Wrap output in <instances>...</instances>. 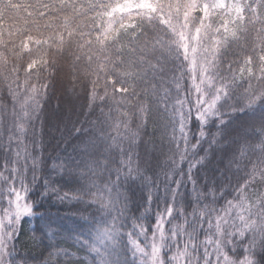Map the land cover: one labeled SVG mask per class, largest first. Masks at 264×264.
Masks as SVG:
<instances>
[{"label": "snow or ice", "instance_id": "1", "mask_svg": "<svg viewBox=\"0 0 264 264\" xmlns=\"http://www.w3.org/2000/svg\"><path fill=\"white\" fill-rule=\"evenodd\" d=\"M0 264H264V0H0Z\"/></svg>", "mask_w": 264, "mask_h": 264}, {"label": "trees", "instance_id": "2", "mask_svg": "<svg viewBox=\"0 0 264 264\" xmlns=\"http://www.w3.org/2000/svg\"><path fill=\"white\" fill-rule=\"evenodd\" d=\"M65 88H67V83H60L58 82L55 86H54V95L51 96V99L48 101V108H49V112L51 113L52 111L55 110V108L57 107L58 104L64 102L65 103V107H68L67 101L69 99V97L65 94ZM74 103H75V109H74V114L72 115V119H79L81 121H95L97 116L99 115V109H97V111L92 114V115H88V110L87 108H81L80 105L83 103L82 100H75V98H72ZM107 111V109L105 110ZM235 114H233L234 116ZM230 117L229 116H225V120H228ZM243 119V117H242ZM237 124L240 123V121H236ZM79 126V125H78ZM91 125L89 123H85L84 127L88 128ZM149 132L152 131L151 125L149 126ZM115 132H112V135H115ZM79 141L76 139H72L69 138L66 144H61V149L64 151L63 153H60L61 155L64 156H68V155H75V153L73 152V148L76 144H78ZM151 147V145L149 146ZM205 148H208V145L205 144L204 145ZM51 151V149L49 150ZM220 154L217 153V157L219 158ZM101 163L103 164V158H101ZM218 166V159L214 160L212 162L211 165H209V173L211 172L212 168ZM105 176L107 175L106 173L104 174ZM54 179L59 180V177H54ZM113 179H115V174H113ZM98 183H100V181H98ZM77 185H75L72 182H68L65 183V181H60L59 184L56 185V187H59L62 189L61 191V195H63L64 192L69 193V195H71L74 191V189L76 188ZM137 196H139V193H137ZM221 204L223 203V201L220 202ZM84 205L82 204H78L74 199L71 201L65 200L63 203H61L60 201H58L56 199L55 196H52L50 200H45L43 202V208H39L38 207V211L40 212H49L54 218L55 217H60L61 219V223L63 224V233L60 237H58V239H60L61 241L67 240L66 243H63L62 246L65 248H68L69 251H75L74 248H71L70 245H72L74 243V239H68V230L70 229L73 221L76 220H80V215L83 211ZM95 210V206L93 208H90L88 210V213H84L85 215H89L92 214ZM97 219H99V214H97ZM36 226V221L34 220H26L23 223V229L26 233V235L21 237V240L23 241H28L29 237H30V233H29V229L32 227ZM47 242V241H46ZM22 251H26L27 249H21ZM34 254H38L39 250L33 248L32 249ZM80 255H83V253H81Z\"/></svg>", "mask_w": 264, "mask_h": 264}]
</instances>
